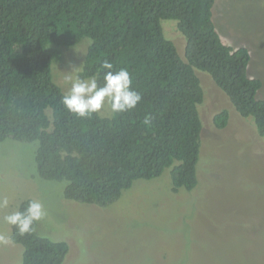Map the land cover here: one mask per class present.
I'll return each instance as SVG.
<instances>
[{
  "label": "trees",
  "instance_id": "16d2710c",
  "mask_svg": "<svg viewBox=\"0 0 264 264\" xmlns=\"http://www.w3.org/2000/svg\"><path fill=\"white\" fill-rule=\"evenodd\" d=\"M118 1L129 4L126 23L106 15L114 0H0V142L37 141L38 175L66 181V198L98 206L166 168L173 192L196 186L198 106L204 99L196 71L209 74L264 139V100L257 97L261 80L247 73L248 49L220 38L212 20L215 0ZM164 19L176 22L184 57L165 36ZM84 38L90 43L80 78L96 75L100 84L105 59L113 71L126 68L142 97L133 110L78 118L61 103L65 93L52 79V61ZM146 115L149 125L143 123ZM228 118L222 109L213 123L224 128ZM32 200L21 201L18 209ZM10 239L22 246L19 264H62L68 252L65 241L39 235L36 223L23 235L11 226Z\"/></svg>",
  "mask_w": 264,
  "mask_h": 264
},
{
  "label": "rangeland",
  "instance_id": "374dc122",
  "mask_svg": "<svg viewBox=\"0 0 264 264\" xmlns=\"http://www.w3.org/2000/svg\"><path fill=\"white\" fill-rule=\"evenodd\" d=\"M105 13L126 23L129 4L114 0ZM212 20L225 44L248 49L247 73L261 80L257 97L264 100V0H215ZM161 26L184 57L176 22L164 19ZM89 43L84 38L62 48L52 61V79L65 94L71 87L66 77L78 75ZM196 74L204 99L198 106V182L191 190L173 192L166 168L156 178L135 180L106 206L74 201L65 197L66 181L38 175L37 141L0 142V197L9 200L0 209V235L6 238L0 241V264L21 262L22 246L10 239L3 217L27 198L46 213L36 232L67 243L62 264H264V139L209 74ZM222 109L229 112L228 122L217 128L213 116ZM100 115L112 114L105 107Z\"/></svg>",
  "mask_w": 264,
  "mask_h": 264
},
{
  "label": "clouds",
  "instance_id": "9594fccd",
  "mask_svg": "<svg viewBox=\"0 0 264 264\" xmlns=\"http://www.w3.org/2000/svg\"><path fill=\"white\" fill-rule=\"evenodd\" d=\"M100 68L104 72L102 82L98 84L96 75L88 78L66 77L71 82V87L62 96L61 103L78 118H88L93 114H100L105 107L112 115H117L133 110L141 101L139 92L134 90L132 78L126 68L113 71V64L105 59ZM145 125L151 123V116L146 115L143 121ZM9 200L0 197V209L7 208ZM43 205L36 200L28 203L23 210H15L3 217L5 223L15 227L23 235L34 231V224L45 216ZM6 238L0 235V241Z\"/></svg>",
  "mask_w": 264,
  "mask_h": 264
}]
</instances>
